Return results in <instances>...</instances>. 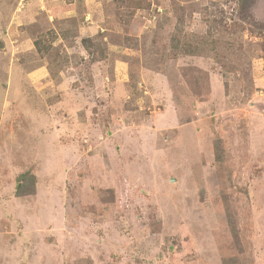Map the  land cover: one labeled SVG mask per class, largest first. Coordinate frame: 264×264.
Instances as JSON below:
<instances>
[{"label":"rangeland","instance_id":"1","mask_svg":"<svg viewBox=\"0 0 264 264\" xmlns=\"http://www.w3.org/2000/svg\"><path fill=\"white\" fill-rule=\"evenodd\" d=\"M263 27L264 0H0V264H264Z\"/></svg>","mask_w":264,"mask_h":264},{"label":"trees","instance_id":"2","mask_svg":"<svg viewBox=\"0 0 264 264\" xmlns=\"http://www.w3.org/2000/svg\"><path fill=\"white\" fill-rule=\"evenodd\" d=\"M241 1H243V0H241ZM261 33H264V27L262 28ZM174 36H176V34H174ZM201 38H205V37L201 36ZM193 39L197 40V42L192 41ZM177 40L179 41L177 43V46L181 45V42H182L183 46L187 45L186 50H183V51H186L187 54L195 53L198 49L201 50V48L198 46V44H199L198 39H196L194 36H192V38H191L192 42H188V41L186 42V39L185 40L177 39ZM38 44H39V42L35 43V45H38ZM207 44H211V43H207ZM202 53L207 54V55L208 54L212 55V51H211V53H209L208 50H205V49L202 50ZM215 150H216V161H217L218 165L220 167H224L223 149L220 148L218 140L215 141ZM35 184H36V175L31 170H27V171L23 172L22 174H20L19 179H18L17 184H16V191H15L16 196L21 197V196H25L27 194H32L33 191L35 190ZM233 261H237V258L232 260V262ZM232 262L228 263L227 261H225L224 264H234Z\"/></svg>","mask_w":264,"mask_h":264}]
</instances>
